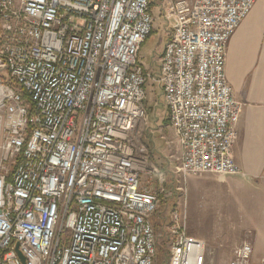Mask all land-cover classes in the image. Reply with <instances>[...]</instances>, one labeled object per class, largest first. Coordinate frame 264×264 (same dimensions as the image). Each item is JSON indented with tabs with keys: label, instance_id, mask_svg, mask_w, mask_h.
<instances>
[{
	"label": "built area",
	"instance_id": "obj_1",
	"mask_svg": "<svg viewBox=\"0 0 264 264\" xmlns=\"http://www.w3.org/2000/svg\"><path fill=\"white\" fill-rule=\"evenodd\" d=\"M255 1L162 0L170 28L154 78L173 177L240 173L225 55ZM152 27L151 0H0V264H154L164 173L140 141L150 75L139 57ZM147 169L157 189L142 187ZM176 187L166 264H205ZM229 264L264 258L243 241Z\"/></svg>",
	"mask_w": 264,
	"mask_h": 264
},
{
	"label": "crops",
	"instance_id": "obj_2",
	"mask_svg": "<svg viewBox=\"0 0 264 264\" xmlns=\"http://www.w3.org/2000/svg\"><path fill=\"white\" fill-rule=\"evenodd\" d=\"M155 1L159 2L160 9L162 0H151V4ZM225 58L226 79L232 89L233 98L241 104L235 125L237 137L231 148L240 173L219 177L204 173L186 177L184 188L187 228L188 220L194 228V233L188 234L197 239L215 235L212 230L219 226L208 222V209L205 208L214 195L231 198L234 204L246 200L251 205L248 219L239 218L235 208L230 210L232 216L228 220L230 224L226 228L229 231L227 235L242 236L245 232L254 234L258 229L264 230V210L260 211L264 204L260 207L253 205L257 202L258 190L264 189V0H256L251 11L235 29L226 44ZM178 184L179 182H172L174 188ZM214 190L221 191L216 194ZM174 194H167L168 200ZM178 196L180 194H175L176 199ZM167 208L171 210L169 206ZM238 219L241 220V225L238 224ZM156 222L157 218L151 219L154 231L157 230ZM253 250L252 241L253 262L264 258L253 253Z\"/></svg>",
	"mask_w": 264,
	"mask_h": 264
},
{
	"label": "rangeland",
	"instance_id": "obj_3",
	"mask_svg": "<svg viewBox=\"0 0 264 264\" xmlns=\"http://www.w3.org/2000/svg\"><path fill=\"white\" fill-rule=\"evenodd\" d=\"M158 3L151 4L152 16H153V27L149 36L142 43L139 51V57L141 63L145 67L146 71L150 75L145 86L146 98L144 101L146 109V121L144 128L141 133L140 141L146 149V166L148 168L155 167L158 171L164 173V180L162 181V187L164 193L159 195V206L150 215V219H156L157 230L154 231L156 235V255L154 258V264H166L167 262V249L168 240L166 237V230L170 220V209L178 207V200L175 198V194H180L173 186L172 182L180 180L177 186L184 187V181L181 177H173L170 173L174 159L178 153L177 145L173 137V133L168 126L167 113L161 98V90L159 84L156 82L154 76L157 73V64L159 60V54L162 51L163 45L166 41L167 34L170 28L169 22L165 20L164 14L161 9L158 8ZM171 22V21H170ZM172 23V22H171ZM1 63V62H0ZM0 73H3L2 67H0ZM212 176H226L213 174ZM142 187L146 186L150 189H157L160 182L157 180L155 174H151L150 170H146L141 176ZM175 184V182H174ZM177 184V183H176ZM185 190V189H184ZM219 193L221 190H214ZM175 193L169 200L167 194ZM211 193L212 189H211ZM214 194V193H213ZM186 197V190H185ZM257 198L261 199L258 202L256 200L253 205L260 207L264 204V189L258 190ZM210 203L207 208V219L210 224L219 225L216 226V230H212L215 233L213 236H202L198 237L199 240L205 244V264H229L232 250L234 247L239 245L243 241H248L252 245L254 244V252L259 256H264V230L258 229L256 233L245 232L242 236L227 235V225L230 224V217L232 213L230 210L235 208L236 215L248 219L250 215V207L246 200H241V203H232L231 198L215 197L211 196ZM168 205H165V204ZM164 206L162 207V205ZM161 205V206H160ZM186 208V205H184ZM264 206L261 207L262 211ZM158 216L160 217L158 219ZM238 224L241 225V220L238 219ZM192 222L188 220L187 231L190 234L194 233ZM155 230V229H154ZM209 230H207L208 232ZM202 232V231H201ZM199 231V233H201Z\"/></svg>",
	"mask_w": 264,
	"mask_h": 264
},
{
	"label": "water",
	"instance_id": "obj_4",
	"mask_svg": "<svg viewBox=\"0 0 264 264\" xmlns=\"http://www.w3.org/2000/svg\"><path fill=\"white\" fill-rule=\"evenodd\" d=\"M17 253H18V255H19L21 261L23 262V257H22V255H21L19 252H17Z\"/></svg>",
	"mask_w": 264,
	"mask_h": 264
}]
</instances>
